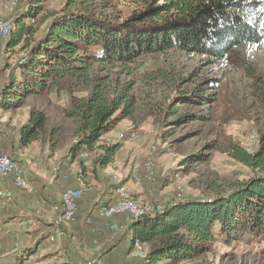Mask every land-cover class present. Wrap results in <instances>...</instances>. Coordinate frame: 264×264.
I'll return each mask as SVG.
<instances>
[{"label":"rangeland","instance_id":"374dc122","mask_svg":"<svg viewBox=\"0 0 264 264\" xmlns=\"http://www.w3.org/2000/svg\"><path fill=\"white\" fill-rule=\"evenodd\" d=\"M8 2L0 0V18L12 21L32 0H16L12 10L4 8ZM66 2L42 1L44 20L36 38L52 17L67 7ZM85 7L124 19L137 2L89 0ZM6 40L0 39V90L10 69L24 57L18 46L11 49ZM94 84L102 85L109 96L122 93L134 103L132 114L119 121L98 143H122L109 164L112 170L108 175L121 178L128 174L130 164L141 167L148 160L152 162L155 179L139 184L143 188L142 199L165 208L187 199H213L228 194L252 175L249 167L232 159L228 152L234 145L253 152L264 144V45L241 44L218 62L170 49L143 54L124 64L94 63L82 82L59 79L48 92L27 97L19 108H0V145L5 143L6 148L20 151L24 145L17 132L29 111L37 109L45 113L46 124L38 139L24 146L23 157L29 158L26 155L30 148L37 151L34 144L38 151L48 154L54 150L64 156L71 154L73 140L80 136L79 125L64 111L69 109L71 99L85 97ZM89 152L95 164L99 149ZM42 166L46 169L48 164ZM129 220L125 218L126 222ZM149 247L144 244L138 251L142 253ZM178 264H264V243L243 238L216 240L203 254Z\"/></svg>","mask_w":264,"mask_h":264},{"label":"trees","instance_id":"16d2710c","mask_svg":"<svg viewBox=\"0 0 264 264\" xmlns=\"http://www.w3.org/2000/svg\"><path fill=\"white\" fill-rule=\"evenodd\" d=\"M42 1L32 0L12 20L6 44L18 46L24 57L0 90L2 109L21 107L27 97L48 92L59 79L82 82L94 63L124 64L170 49L218 62L241 44L264 45V0H136L137 7L124 19L90 11L85 7L89 0H67L36 38L44 20ZM133 106L130 97L109 96L100 84L85 97L71 99L64 114L78 121L80 135L72 157L82 148H98L95 163H112L122 143L99 144V139L131 115ZM46 120L43 111H29L19 129L22 145L38 139ZM228 154L252 171L228 194L173 202L161 214L129 220V240L150 245L144 264L189 261L216 240L264 243V144L253 152L234 145Z\"/></svg>","mask_w":264,"mask_h":264},{"label":"crops","instance_id":"0c3cea01","mask_svg":"<svg viewBox=\"0 0 264 264\" xmlns=\"http://www.w3.org/2000/svg\"><path fill=\"white\" fill-rule=\"evenodd\" d=\"M26 147L21 146L20 151H13L6 148L4 143L0 145V152L7 151L9 153H5L21 162L25 159L21 152ZM32 147L37 151L33 152L30 148V154L26 155L29 158L25 159L26 163H21L25 165V174L32 190L14 189L12 199L0 200V264H80L91 261H95L93 264H144L143 258L148 248L141 253L130 245L126 216L101 218L95 210L98 204L109 203L115 198L116 185L108 175L112 170L109 165L99 166L91 162L83 167L82 176L87 188L77 200L75 218L64 225L63 236L52 242L47 240L56 215L54 206L60 204L63 189L77 185V173H69V165L79 161L71 154L62 155L59 150L48 154L47 151H38L37 144ZM58 158L60 160L56 163ZM44 163L48 164L46 169L42 166ZM65 173L66 178L63 177ZM127 178L125 173L120 179L127 182L135 197L141 198L143 188L127 181ZM37 210L40 212L36 213ZM20 222L25 223L19 225ZM15 240L22 241L21 248L14 247ZM42 246L45 249L41 250Z\"/></svg>","mask_w":264,"mask_h":264},{"label":"built area","instance_id":"2783aa9c","mask_svg":"<svg viewBox=\"0 0 264 264\" xmlns=\"http://www.w3.org/2000/svg\"><path fill=\"white\" fill-rule=\"evenodd\" d=\"M16 5V0H9L4 8L12 10ZM33 22L34 19H30ZM14 30V24L11 20L0 18V39L8 38ZM1 100V94H0ZM79 139L73 140V144L78 143ZM90 152L86 148H82L77 153V161L69 165V173L76 171L77 185L67 186L61 193V202L54 206L56 215L52 221V232L47 235L49 242L54 241L57 237L64 235V225L73 221L77 210V200L83 195L87 188V182L82 176L83 167L91 163ZM127 181L139 185L141 183L151 182L155 179V170L151 161H146L140 167L137 163L130 164L128 168ZM66 178L67 174H63ZM111 182L116 186L114 188L115 198L109 203H100L95 207L99 217L108 218L114 215H124L129 219H137L142 216H155L163 213L165 206L154 201L135 197L129 189L127 182H122L120 177L112 175ZM14 189L30 192L31 184L26 177L24 166L15 158L5 152H0V200H10L14 196ZM40 211L37 210L36 213ZM25 222H20L19 225ZM130 243L137 250H141L143 245L137 240L130 238ZM14 247L19 249L22 247L21 240L14 241ZM80 263V264H93Z\"/></svg>","mask_w":264,"mask_h":264}]
</instances>
